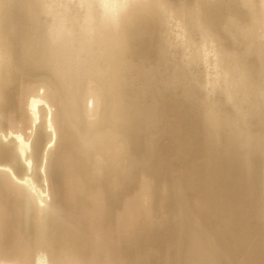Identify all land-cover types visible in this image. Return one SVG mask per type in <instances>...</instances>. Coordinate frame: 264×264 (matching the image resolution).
Wrapping results in <instances>:
<instances>
[{
    "label": "bare ground",
    "instance_id": "obj_1",
    "mask_svg": "<svg viewBox=\"0 0 264 264\" xmlns=\"http://www.w3.org/2000/svg\"><path fill=\"white\" fill-rule=\"evenodd\" d=\"M0 264H264V0H0Z\"/></svg>",
    "mask_w": 264,
    "mask_h": 264
}]
</instances>
